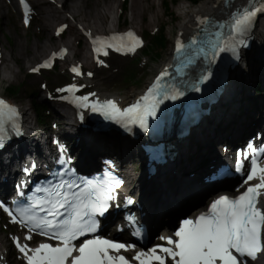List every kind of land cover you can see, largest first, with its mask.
I'll return each mask as SVG.
<instances>
[{
    "label": "bare ground",
    "instance_id": "obj_1",
    "mask_svg": "<svg viewBox=\"0 0 264 264\" xmlns=\"http://www.w3.org/2000/svg\"><path fill=\"white\" fill-rule=\"evenodd\" d=\"M114 1L116 0H28L31 5H35L34 23L38 22V26L46 29L47 38L52 41H56L58 37L50 32L49 24L58 19L73 21L67 29L78 41L81 39L82 33H99L100 27L105 29L103 24L106 19L117 10V7L113 5ZM154 1H129L134 23H138V20L143 18L146 12H150L149 21L151 24L157 25L160 22L161 13L158 9H152L151 6ZM239 1L247 2V0H237L233 3V7L237 6ZM9 2L13 5L12 0ZM179 7L178 13L181 20L177 34L173 38V48L179 37L184 39L190 36L206 18H218L228 10L223 0H201L192 7L181 3ZM15 8L18 10L16 5ZM121 10L114 16L117 17V25ZM109 24L115 25L113 20ZM56 26L54 30L57 28ZM248 38H250L248 44L241 45V49H239V56L242 58L233 70L237 72L239 78L235 81L232 80L231 84L229 81L227 96L225 93L216 103L204 105L211 111L202 116L201 123L195 127L193 125V128L184 134H180L175 127L170 132L167 130L162 140L155 137L149 138V141L146 142L145 138L134 140L131 135L124 134L122 131L98 130L94 127L97 121L90 114V104L84 100L79 102H83V106L82 104L69 103L62 97L65 91H61V86L56 87L55 94L52 95L54 98L43 96L45 98L43 100L48 102L47 106L50 108L48 124L49 120L56 119L55 125L45 126L36 116L34 120L28 109L21 105L24 112L22 134L20 138L7 141L0 147V192L11 189L13 180L20 172L18 169L20 166L27 165L29 161H35L36 171H38L52 155V151H57L56 147L62 146L74 156V160L82 168H90L89 166L94 168L98 163H102L104 156L109 157L113 167H118L119 175L125 179L122 184L124 186L123 194L129 195L130 192H133L131 196L143 206V209L137 208L140 219L151 227V232L162 227H164L163 231L169 230L173 224V213H180L189 207H192L188 210L189 212L191 210L196 212L198 206L193 204L206 201L217 190L216 188L220 187L219 184L211 183L209 177L212 170L219 166L221 160H227L228 155L218 152L215 144L219 140H223L222 143L225 145L229 141L241 139L256 128L264 130V99L261 96L255 98L251 94V88L256 82H264V13H261L255 20ZM33 45L36 49L28 54L26 59L30 63L37 61L35 64H39L42 57L55 51L38 42ZM63 45L59 46L56 51L62 48L69 50V47H72L70 41H66V44ZM87 48L85 43L81 50H74L72 54L67 53L61 59L69 63L71 69L73 67L82 68L84 74L88 71L92 77H95L100 70L109 67L110 63L101 64L98 63V60L90 59ZM91 56L93 55L91 54ZM172 57L173 52L165 57L160 64L155 65L153 71H156L159 66L168 67L172 62ZM150 59L155 60L153 57ZM151 75L146 80L145 86L150 81ZM14 78H17V73L8 63V58L2 53L0 56V82L11 81ZM71 83L79 85L78 81ZM145 86L142 89L131 90L130 92L133 93H126L125 96L115 95L114 97L113 94L101 92L100 94H91L90 97L88 95L82 97H88L87 101H91L90 98L95 96L106 99L116 98L121 104L128 103L142 93ZM234 103H236L235 106H232ZM226 104H229L227 107L233 110L228 111L227 108L220 113L219 106L222 107ZM248 129L251 130L247 132ZM160 146L167 154V161L162 163L146 162L145 167L137 171L134 166L137 158L133 156V152L138 150L142 155H146L148 151L146 152L145 149L152 152L153 150L157 151ZM151 165L154 166V170L150 168ZM136 181L137 185L133 188ZM220 190L223 192L224 189ZM261 200H264V196L261 197ZM193 201L195 202L193 203ZM113 215L110 217L111 219H105L104 223L113 221L115 219ZM111 226H114V223ZM17 239L22 244L29 245L25 236L15 240ZM258 257L255 260L250 259V263L260 264L257 261ZM5 258L0 237V264H3ZM26 264L28 263L26 262Z\"/></svg>",
    "mask_w": 264,
    "mask_h": 264
},
{
    "label": "snow or ice",
    "instance_id": "obj_2",
    "mask_svg": "<svg viewBox=\"0 0 264 264\" xmlns=\"http://www.w3.org/2000/svg\"><path fill=\"white\" fill-rule=\"evenodd\" d=\"M21 3L24 6L25 23L27 24L30 9L25 0H21ZM262 11H264V2L260 7H253L251 10L243 9L234 18L232 24L234 32L243 33L257 13ZM125 35L131 42L120 44L115 50L120 51L122 48H127V51L134 52L142 44V41L132 32ZM107 39L123 41L124 37L114 36ZM94 43L103 45L104 42L101 40L94 41ZM107 46L112 47L113 45L108 44ZM182 48L183 44L178 43L177 51H181ZM95 50L99 53L101 48L97 47ZM224 50L223 46L218 49V51ZM232 50L235 51L234 46ZM103 55H108V52L104 51ZM98 63L103 64V61L98 60ZM50 66L51 61L41 65V67ZM33 71H39V69H33ZM72 71L78 75L81 74L78 67H73ZM163 75H167V73ZM202 79L207 80L208 76L205 75ZM159 86L160 80L158 79L156 84L149 89V95L142 98L147 101L151 96L153 103L144 105L142 109L141 105L137 103L121 112L112 100L99 107L110 109L111 112L121 116L127 114L131 118V122H138L142 127H146V117L154 116L156 107L161 102L156 99ZM73 89H75V85L61 91H72ZM195 90L199 91V87H196ZM181 95L183 93L177 89L174 95L171 97L165 95L164 98L176 99ZM77 99L87 101L88 97H78ZM92 107L94 111L97 110V105L94 104ZM16 116H18L16 109L0 99V132L3 131L5 121L12 120ZM63 162L61 161V163ZM251 165L245 183L247 184L248 181L257 177L259 183L249 186L238 197H219L210 205L206 213H201L195 219L182 221L179 229L174 233L178 239L160 237L170 246L157 245L148 252H137L133 259L138 264H168L169 260L171 264H245L244 257L255 260L259 253H264V200L260 199L261 196H264V192L261 191L264 190V166H261L255 157L252 159ZM84 183L86 185L84 188H80L78 184H61L49 192L47 200L34 203L31 208L37 207V204L47 205V207H40V211L45 213L43 216H38L35 213L30 215V208L20 210L18 219L16 215L5 208L13 222L23 223L29 227V231L39 230L41 235L59 241L57 246L41 243L35 249H30L27 244H21L17 239V247L20 252L24 253L28 264H131L124 255L111 253H120L122 249L130 251L133 246L98 236L83 240L79 246L75 243L81 237L96 231L95 216L97 214L102 216L108 210L109 202L116 199L114 192L120 182L98 184L95 181L87 180ZM74 188L79 191H73ZM127 203L131 204L133 201L129 199ZM0 207L3 205L0 204ZM25 239L31 240L32 236L28 235Z\"/></svg>",
    "mask_w": 264,
    "mask_h": 264
},
{
    "label": "rangeland",
    "instance_id": "obj_3",
    "mask_svg": "<svg viewBox=\"0 0 264 264\" xmlns=\"http://www.w3.org/2000/svg\"><path fill=\"white\" fill-rule=\"evenodd\" d=\"M129 1L130 0H127L128 4L126 5V9L121 10L118 30H127L129 28L135 29L143 37L142 46L139 48V50H137V52L119 55H117L118 53L114 54V52H110L106 56L103 55L99 58H96L95 56H91L92 53L89 49L88 39L85 33L81 34V39L79 41L73 34L69 33L67 27L73 23V21H71L70 19H58L52 21L51 24H49L50 32L52 34L57 35L58 37L56 41H52L47 38V30L43 29L42 26H38V22L34 23L36 14L34 7L35 5L30 4V11L27 17L28 23L26 24L25 22H23L22 15L19 10L15 8V5L17 6L18 4L17 0H12L14 6L9 2V0H0V53H3V55L8 58V63L14 68L17 73V78H14L11 81L0 82V93L4 96H8L10 99L20 103L22 106L28 109V112L32 115V118L34 120L35 116L37 118L38 116L34 110L33 102H38L39 104L43 105L44 114L42 116V119L44 121L41 124H45L46 126L55 125L57 123V120L51 119L49 120L48 124L47 120L48 115L50 114V108L47 106L48 102L46 100H43L45 99L43 98V96H47L46 98H48L49 96L50 98H54L52 97V95L55 94L54 91L57 86H61V89H64L66 83L78 81V87L80 88V92L78 94L81 95L80 97L84 96V94H100L101 92L113 94L114 97L115 95L125 96L126 93L132 94L133 92H130L131 90H138V88L142 89L143 86H145V82L148 77H150V75L154 73V66L160 64L161 61L165 59V57L170 55L173 50V38L177 34L179 21L181 20L180 14L178 13V11L180 10V4L185 3L189 7H192L193 5L198 4V2L201 0L197 1V3H191L188 0H155L151 4L152 9H158L161 13L160 22L157 25L150 23V12H146L144 17L138 20V23H134L132 10H130L129 8ZM166 1H170V6L167 9H165ZM113 5L117 7V10L114 13L112 12V14H110L111 17L106 19V21L104 22L103 25L105 26L106 30H109L113 26H117V17L114 16H116L117 12H120L121 8L123 9V0H116L114 1ZM111 19L113 20V24L115 25L109 24V22L112 21ZM61 24H64L66 26V29L63 31L62 34H59L57 31L58 29L54 30V27L56 25ZM105 29H102V27H100L98 32H104ZM159 31H163V33L166 35L165 46H151V36L158 33ZM66 41H70L72 45V47H69V50L67 49V53L72 54L74 50H81L83 45L86 43L90 59L102 60L103 64H107L109 62L110 66L103 68V70H100L98 72L97 76L92 77L91 75H89L88 71L84 74L82 72V68L81 74L78 75L74 73L69 68V63L61 59L57 61L54 66V69L39 70L37 73L32 72L33 68L30 66L36 65L35 63H37V61L35 63H30L26 59L28 57V54L32 53L36 49L33 44L38 42L44 47H51L53 50L56 51L59 46H64L63 44H66ZM149 46L152 47L150 51V56H143V50H147ZM156 53H159V58H156ZM150 57L155 58V60L150 59ZM237 78H239L237 72L232 71L230 77V84L232 80L235 81ZM11 86L19 87L17 94L13 96H10L8 90L6 89L7 87ZM261 90H264V82H256L251 88L252 93H250L255 98L257 96L258 98L259 96H261L264 99V92H262ZM236 103L232 104V106H235ZM227 105L229 104H226L222 107L219 106V112L221 113L223 112V109L227 108L228 111L233 110L230 107H227ZM250 130L251 129H248L247 132H249ZM257 130L258 128L253 129L246 136L252 135ZM246 136H243V138L237 139L235 141H229L228 144L232 146L233 144L237 145L242 142L243 139L246 138ZM222 141L223 140H219L215 144V147L218 152L225 153V151H222V146H224ZM133 156L137 158V162L134 165L135 168H137V171H139V169H143L144 163L140 151L135 150L133 152ZM107 159L108 158L104 156L102 161H106ZM98 166L99 163L94 168H92L93 166H89L90 168H82L79 165L80 169L85 172L90 171V169H97ZM124 180L125 179H123V183ZM136 183L137 181L135 182V184ZM216 189L217 190L212 193L210 197L220 192V189H223V187L220 186ZM207 200L208 199L197 204H195V201H193V205L198 206L197 208L203 207L205 206ZM190 208L192 207L184 209V211L182 212H184V214H193L192 210L190 212L188 211ZM177 214L180 215L181 213H173V221L176 220V218L178 217ZM163 228L164 227H162L161 229ZM22 235L25 236V234L19 231L15 224L9 222L8 218L0 210V237L2 238V251L4 252V255L5 252L7 253L5 255L6 260L3 261V264H26V261L15 249L13 243L15 237H20ZM258 256L259 259L257 261L260 262V264H264V253H259ZM245 264L251 263L250 261H245Z\"/></svg>",
    "mask_w": 264,
    "mask_h": 264
},
{
    "label": "trees",
    "instance_id": "obj_4",
    "mask_svg": "<svg viewBox=\"0 0 264 264\" xmlns=\"http://www.w3.org/2000/svg\"><path fill=\"white\" fill-rule=\"evenodd\" d=\"M188 1H190L191 3H197V1L199 0H188ZM123 4H124L123 9H126V5L128 4L127 0H123ZM169 6H170V1H166L165 9L169 8ZM165 41H166V35L163 33V31H159L158 33L151 36L150 42H151V46L153 45L156 47H163L165 46ZM151 49L152 47L149 46L147 50H143V56L150 55ZM156 57L157 58L160 57L159 53H156ZM6 89L8 90L9 95L13 96L17 94L19 87L11 86V87H7ZM33 105H34L36 114L38 116V119L40 120V122H43L44 120L42 119V116L44 114V106L39 104L38 102H33Z\"/></svg>",
    "mask_w": 264,
    "mask_h": 264
}]
</instances>
